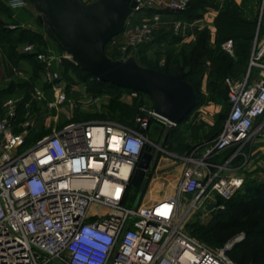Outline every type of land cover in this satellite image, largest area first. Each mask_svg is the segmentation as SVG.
Returning <instances> with one entry per match:
<instances>
[{"label":"built area","instance_id":"built-area-1","mask_svg":"<svg viewBox=\"0 0 264 264\" xmlns=\"http://www.w3.org/2000/svg\"><path fill=\"white\" fill-rule=\"evenodd\" d=\"M190 1L144 0L134 12L141 2L148 9L184 12ZM6 6L12 11L28 3L8 0ZM151 33L148 23L131 27L128 45L144 43ZM218 47L235 54L232 39ZM23 50L34 57L44 80L59 79L64 54L39 53L32 45ZM224 85L230 110L222 131L200 157L182 159L173 195L147 201L130 192L145 147L163 152L162 140L152 141L147 133L154 125L157 135L175 127L152 108L139 107L132 126L110 120L69 123L25 149L32 124H23L22 135L14 134L15 110L8 101L7 114L0 116V264H235L227 253L244 234L212 248L185 225L195 215L223 209L220 201L244 183L243 177L223 176V171L236 158L246 159L247 144L264 137V42L254 40L246 73L226 77ZM34 94L41 99L39 90ZM64 100L61 93L57 102ZM225 152L231 155L215 164L213 159Z\"/></svg>","mask_w":264,"mask_h":264},{"label":"rangeland","instance_id":"rangeland-1","mask_svg":"<svg viewBox=\"0 0 264 264\" xmlns=\"http://www.w3.org/2000/svg\"><path fill=\"white\" fill-rule=\"evenodd\" d=\"M82 1L86 5L90 4V0ZM259 3H262V0H259ZM146 6L141 2L140 9L127 20L124 31L107 44L105 53L110 59L125 60L134 55L143 67L168 69L170 72L178 69L192 72L194 68L191 66L190 58L201 41L206 42L204 50L207 49L209 53L200 60L199 66L195 68L194 75L190 78L197 87L196 107L181 124L171 129L163 128L158 132L159 135L154 130L150 135L152 141L162 140L160 146L163 152L158 154L162 158V165L157 179L153 181L150 178L147 187L146 183H143L145 188L140 200L143 198L144 201L154 196L173 195L184 168L182 159L190 155L201 156L199 152L205 147L202 143L207 144L222 131L230 110L224 78L231 76V71L223 72L224 64L228 59L232 60V69L236 62L241 64L242 76L246 73L247 60L251 53L249 50L256 37L258 18L257 9L254 28L247 27L239 22L242 19L239 18L238 9L234 4L212 18L208 13L216 10L214 0H191L187 10L181 14L171 13L163 8L148 9ZM223 12H226V16L220 18ZM0 15L4 16V21L0 19V78L8 77L9 80L6 83L9 86L8 90L3 89L0 82V115L7 114L6 103L12 101L15 110V118L12 121L13 133L22 135L23 124L26 122L32 124L31 130L24 138L23 148L26 149L36 140L69 123L110 120L130 126L133 125L139 107L152 108V102L145 94L137 92L134 96L129 90L99 82L93 75L75 67L67 58L61 60V64L58 65L60 67L58 80L54 82L44 80L43 70L38 67L35 60L27 59L25 55L30 54L23 48L32 45L39 53L54 56L62 53L42 31V37L40 35L38 37L28 29H17L15 26L14 30L9 29L10 26L13 27L11 13L6 12L2 5ZM143 23H148L152 29L150 38L136 46L128 45L126 32L131 27ZM250 35V47L245 49L242 38ZM239 36L242 38H237ZM227 39L236 42L233 57L218 50V43ZM47 46H50L51 51ZM1 58L3 60L7 58L10 64H2ZM34 89L41 92L40 100L36 99ZM61 93H64L65 100L59 104L57 98ZM246 150L243 152L248 156ZM259 165L257 172L263 176L252 177L247 173L244 186L252 188L255 185H264V157H260ZM130 192L134 199L138 198V189L131 188ZM237 200L238 197L235 198V201ZM256 202L254 198L250 199L251 205H257ZM218 219L215 217L208 227H212ZM185 229L188 232L191 230L189 223H186ZM213 237L215 239L213 243L216 242L214 245H223L219 242H223V232H215ZM262 262L264 259L257 264Z\"/></svg>","mask_w":264,"mask_h":264},{"label":"water","instance_id":"water-1","mask_svg":"<svg viewBox=\"0 0 264 264\" xmlns=\"http://www.w3.org/2000/svg\"><path fill=\"white\" fill-rule=\"evenodd\" d=\"M144 0H27L37 15L41 30L78 69L131 92L143 93L152 102V111L172 126L180 124L196 106V95L185 80V73L170 75L141 66L135 56L112 60L105 47L119 36L127 20ZM158 154L146 146L131 186L138 189L153 174Z\"/></svg>","mask_w":264,"mask_h":264},{"label":"crops","instance_id":"crops-1","mask_svg":"<svg viewBox=\"0 0 264 264\" xmlns=\"http://www.w3.org/2000/svg\"><path fill=\"white\" fill-rule=\"evenodd\" d=\"M8 0H0V3H2L4 6L6 5V2ZM85 1V0H84ZM94 1V0H93ZM90 0V3L93 2ZM216 10L213 9V12L208 13L213 18L218 12L223 11L227 9L231 4H234L235 7L238 9V16L240 19L255 24L256 19V13L255 11L258 9V18H257V30H256V37L258 43L264 42V0H262V3H259V0H214ZM89 4V3H88ZM8 8V7H7ZM11 13V18L13 20V27H9V29L14 30L15 27H18L17 29H28L42 37L41 34V25L39 22V19L37 15L27 6L21 9L17 10H9ZM1 21H4V16L0 15ZM15 26V27H14ZM43 33V32H42ZM254 39V40H255ZM253 40V43H254ZM250 41H244V45L247 47H250L249 45ZM253 43H251L250 52L253 48ZM49 45V44H48ZM236 45V42H235ZM50 47V46H49ZM47 46V49L51 51V48ZM28 57L27 59H30L33 61L32 57L25 55ZM134 56V55H133ZM2 64H10L7 58H4V60L1 58ZM232 75L239 77L242 76L241 72V64L236 63L234 64V67L231 72ZM3 80V81H2ZM8 77L0 78V82L3 84L1 86L3 89L8 90L7 83ZM1 85V84H0ZM2 116V115H0ZM202 145H205V142L202 143ZM245 149L248 150V156L245 155L246 159L243 157H238L234 161H232L231 164L223 171V176H241L244 179H246L247 175L250 174L252 177H258L263 176V174L257 172L259 166L260 157H264V137L255 138L252 142L246 145ZM244 149V150H245ZM246 150V151H247ZM204 148L202 151H200V155L204 153ZM229 154V152H225L221 154L220 156L213 159V162L217 165L223 164V162L227 159L226 156ZM198 157V156H197ZM200 157V156H199ZM226 158V159H225ZM161 162L162 158L159 157L156 161V164L153 168V174H152V180L158 178V173L161 171ZM256 172V173H255ZM248 173V174H247ZM157 176V177H156ZM152 182V181H151ZM248 189L247 186H244V184L240 187V189L237 191V194L243 195L245 191ZM220 203L223 205V209L220 211H215L211 214H205L203 216L201 215H195L192 218H190L188 221L189 225H199L208 228L209 224H212L215 217L219 214H223V219L226 217V215H233V210H227L226 204L224 202ZM212 210V206H211ZM240 234H244L242 231L238 230L236 227H230L228 230L223 231V242H221L223 245L216 246L214 243L210 241H202L207 246L216 248L224 246L228 241L232 240L233 238L237 237ZM245 238V235H244ZM244 240V239H243ZM242 241L237 243L235 247L239 244H241ZM218 244V243H217ZM214 245V246H212ZM253 248V247H252ZM234 256H237L238 258L244 255L243 250H238L236 253H233ZM264 256V253L262 254Z\"/></svg>","mask_w":264,"mask_h":264},{"label":"trees","instance_id":"trees-1","mask_svg":"<svg viewBox=\"0 0 264 264\" xmlns=\"http://www.w3.org/2000/svg\"><path fill=\"white\" fill-rule=\"evenodd\" d=\"M0 5H2L4 7L6 12L9 11V9L7 8L6 5L4 6L2 3H0ZM171 13H173V12H171ZM174 13L181 14L183 12H174ZM223 16H226V12H223L220 14V18H222ZM239 22L244 23V25H246L247 27H250L252 29L254 28L253 23L242 21V20ZM25 32H26V30H25ZM30 33H32V32H30ZM32 34L40 37L38 34H34V33H32ZM237 38L241 39L242 36H239ZM242 40L243 41H250L251 35L246 37V38L243 37ZM222 42H224V41H222ZM222 42H219L217 46H219V44ZM204 47L206 48V42L201 41L196 46L195 50L193 51L194 53H193L192 57L190 58L191 66H192V68H194L192 72H190L189 70L185 71L184 69H178L175 72H170V71H168V69L167 70L166 69L165 70H158L160 72L170 74V75H177L179 73L184 72L185 73V80L192 86V88L195 92L196 104H197V89H196L197 87H196V84H194L190 81V78L194 75V70H195V68H197L199 66L200 60L202 58L204 59L205 57L208 56L209 52L207 51V49L204 50ZM244 48L248 49L247 46H245ZM218 50L220 51V49H218ZM249 52H250V50H249ZM220 53H223V52L220 51ZM28 56L32 57V59L34 60V57L32 55H28ZM231 66H233V62H232V60L228 59L224 64L223 72H226L228 70H229V72L230 71L232 72ZM38 67H40V66L38 65ZM147 68H149V67H147ZM151 69H155V68H151ZM155 70H157V69H155ZM231 72H230V74H231ZM218 74H220V73H218ZM231 76H234V75L231 74ZM111 86H113V85H111ZM114 87H116V86H114ZM130 126H132V125H130ZM153 128H154L153 131L151 129H149V131L147 133L149 137H150L151 133L154 132V130H156V129L158 130V126L154 125ZM230 155H231V152H229V154L226 156V158H228ZM236 197H238L237 201H235ZM253 198L255 199V202L258 201V203L256 202L257 205H251L250 204V199H253ZM259 199H260V201H259ZM221 202H224V204H226L227 210H230V209L233 210L234 214L233 215L228 214V215H226V217L224 219H223V214H220V215L218 214L217 218H219V219L215 221V224L212 227L206 228V227L199 226V225H191L190 226L191 230L189 231V233L200 241H203V242L204 241H210L213 243L215 240L213 237V234L215 232L216 233H222L223 231L228 230L230 227H236L238 230H240L244 233L245 238L241 244L237 245L230 252L227 253L228 257L235 264H257L258 262H260L261 260L264 259V256H262V254L264 253V214L263 215L259 214V213H264V203H263L264 202V185H255V187L248 188L243 195L237 194V192H236L229 200H223ZM218 241L219 240H217V243L222 242V241H219V242ZM238 250L244 251V255H242L239 258L237 256L233 255V253H236V251H238Z\"/></svg>","mask_w":264,"mask_h":264}]
</instances>
